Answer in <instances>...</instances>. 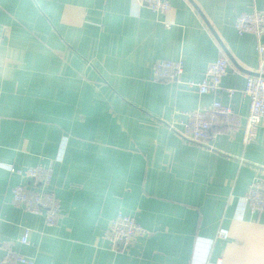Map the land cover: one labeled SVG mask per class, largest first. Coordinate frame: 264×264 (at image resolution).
Here are the masks:
<instances>
[{
    "label": "crops",
    "instance_id": "0c3cea01",
    "mask_svg": "<svg viewBox=\"0 0 264 264\" xmlns=\"http://www.w3.org/2000/svg\"><path fill=\"white\" fill-rule=\"evenodd\" d=\"M169 1L160 14L134 0H0V238L35 264H264V212L245 200L264 176V126L248 144L243 131L258 39L235 29L264 0ZM223 55L244 71L230 59L223 89L188 84ZM162 59L183 60L180 82L154 79ZM215 100L234 123L186 139L185 112ZM38 164L62 204L53 227L12 201L29 181L8 168ZM120 212L148 232L122 250L105 238Z\"/></svg>",
    "mask_w": 264,
    "mask_h": 264
},
{
    "label": "built area",
    "instance_id": "2783aa9c",
    "mask_svg": "<svg viewBox=\"0 0 264 264\" xmlns=\"http://www.w3.org/2000/svg\"><path fill=\"white\" fill-rule=\"evenodd\" d=\"M138 7L146 6L153 12L165 14L171 9L169 0H134ZM166 25L169 26L167 23ZM235 29L240 35L254 34L258 39L259 64L258 75H248L245 94L249 98V112L243 126L244 142L254 141L259 130L264 126V12L251 10L241 13L235 21ZM231 65L230 59L220 56L212 62L203 78L199 81H188L195 86L201 94H209L223 89V78L228 74ZM184 73V62L181 59H162L153 66V76L157 81L180 82ZM228 94L235 93L234 88L225 89ZM186 121L183 123V136L194 142L204 143L211 136L212 128L220 121L228 124L234 123V110L232 106L215 100L209 108L185 112ZM27 181L17 184L12 189V201L15 205L23 207L27 212L41 215L49 227L57 225L62 212V204L54 190L51 188L53 171L50 166L38 164L28 167L8 168ZM246 204L253 213L264 212V176H257L250 185L245 197ZM32 229L25 226L18 239L21 245L31 242ZM148 235L147 228L141 225L132 215L120 212L111 221L105 238L115 249H128L137 237ZM219 235L228 237V230L221 228ZM119 247V248H118ZM0 264H35V258L29 257L19 251L14 244L5 243L0 238Z\"/></svg>",
    "mask_w": 264,
    "mask_h": 264
},
{
    "label": "water",
    "instance_id": "95a60500",
    "mask_svg": "<svg viewBox=\"0 0 264 264\" xmlns=\"http://www.w3.org/2000/svg\"><path fill=\"white\" fill-rule=\"evenodd\" d=\"M229 55V54H228ZM230 59H231V61L233 62V64L236 66V67H238V68H240V69H242L243 70V68H241V66H239V64H237L236 63V61H234V59L233 58H231V56H230ZM244 71V70H243ZM250 75H258V73L257 72H248Z\"/></svg>",
    "mask_w": 264,
    "mask_h": 264
}]
</instances>
